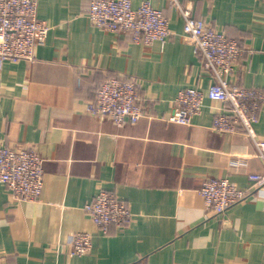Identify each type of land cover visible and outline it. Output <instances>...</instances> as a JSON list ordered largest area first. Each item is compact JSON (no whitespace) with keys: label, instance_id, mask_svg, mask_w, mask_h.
I'll list each match as a JSON object with an SVG mask.
<instances>
[{"label":"crops","instance_id":"crops-1","mask_svg":"<svg viewBox=\"0 0 264 264\" xmlns=\"http://www.w3.org/2000/svg\"><path fill=\"white\" fill-rule=\"evenodd\" d=\"M89 1L38 0L49 30L35 59L0 62V143L35 148L44 170L34 201L0 182V264H264V185L252 189L247 180L264 172L254 143L242 132L212 130L223 103L207 96L189 124L167 120L180 90L206 92L212 82L179 11L168 0H132L149 1L169 21L164 46H145L93 25ZM180 1L243 48L231 81L264 93V1ZM113 75L139 82L145 114L135 123L87 111ZM255 129L264 137V101ZM207 177H228L248 195L216 216L199 194ZM100 188L131 212L107 233L83 208ZM79 231L90 233L93 247L71 254Z\"/></svg>","mask_w":264,"mask_h":264},{"label":"built area","instance_id":"built-area-1","mask_svg":"<svg viewBox=\"0 0 264 264\" xmlns=\"http://www.w3.org/2000/svg\"><path fill=\"white\" fill-rule=\"evenodd\" d=\"M168 1L179 11L182 33L192 44L193 52L201 56L203 70L212 82L206 92L198 87L180 90L167 120L187 125L201 111L205 96L219 100L223 106L215 114L211 129L244 133L254 143L256 155L264 164V137L255 129L264 93L259 88L231 81L243 67L237 64L243 48L235 38L196 18L190 4ZM37 11L38 0H0V62L35 59L36 47L45 41L49 30V25L38 18ZM86 15L93 25L128 34L132 42L145 46L154 42L164 46L170 34L167 17L149 1L135 7L132 0H90ZM144 103L137 79L113 75L99 84L94 98L87 102V111L99 121L110 118L116 125H122L137 122L145 114ZM43 177V158L35 148L0 143V182L7 191L23 201L37 200L42 193ZM247 180L252 189L262 186L264 172H250ZM199 194L206 208L219 217L248 195L228 177L205 178ZM83 208L102 233H107L110 225L121 226L131 217L126 203L103 188ZM92 247L90 233L79 231L72 236L69 252L86 254Z\"/></svg>","mask_w":264,"mask_h":264}]
</instances>
